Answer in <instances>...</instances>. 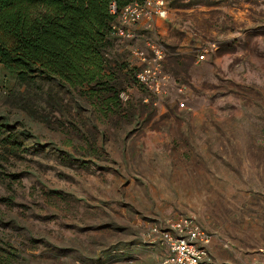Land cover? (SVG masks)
I'll return each mask as SVG.
<instances>
[{
  "label": "rangeland",
  "instance_id": "obj_1",
  "mask_svg": "<svg viewBox=\"0 0 264 264\" xmlns=\"http://www.w3.org/2000/svg\"><path fill=\"white\" fill-rule=\"evenodd\" d=\"M167 4L168 17L134 27L119 53L139 67L122 43L150 55L158 39L166 95L131 81L133 104L101 116L85 96L51 84L84 137L41 100L21 107L13 92L24 87L0 68V122L21 143L0 184L13 201L0 209L32 264H157L165 249L147 243L149 229L180 215L208 231L217 264H264V0Z\"/></svg>",
  "mask_w": 264,
  "mask_h": 264
},
{
  "label": "trees",
  "instance_id": "obj_2",
  "mask_svg": "<svg viewBox=\"0 0 264 264\" xmlns=\"http://www.w3.org/2000/svg\"><path fill=\"white\" fill-rule=\"evenodd\" d=\"M112 1L121 9L135 0H0V68L10 71L24 87L13 92L21 107L41 100L59 125L80 135L87 133L62 104L60 89L52 83L85 96L101 116L117 114L123 105L133 104L132 99L122 101L119 93L127 85L143 86L136 80L139 67L119 54L123 39L111 31L117 18L110 11ZM128 44L122 43L123 49L131 53ZM86 140L89 151H95V142ZM19 149L12 126L0 122V184L12 175L8 161ZM7 200L11 204L13 198L0 194V202ZM8 225L14 228L16 223L5 220L0 209V264H32L28 249L10 241Z\"/></svg>",
  "mask_w": 264,
  "mask_h": 264
},
{
  "label": "built area",
  "instance_id": "obj_3",
  "mask_svg": "<svg viewBox=\"0 0 264 264\" xmlns=\"http://www.w3.org/2000/svg\"><path fill=\"white\" fill-rule=\"evenodd\" d=\"M110 11L117 14L111 26L112 34L124 40L133 38L134 27L143 20L151 27L156 19L164 20L169 15L167 0H135L121 9L112 1ZM148 49L150 55L143 49L132 48V53L140 60L136 80L152 95L162 97L168 93L170 84V76L163 68L165 49L158 39L149 41ZM208 52V47L202 48L197 60L205 59ZM132 94L133 86L127 85L119 97L122 101H129ZM147 241L165 249L157 264H217L210 251L211 235L191 215H180L164 223L153 224Z\"/></svg>",
  "mask_w": 264,
  "mask_h": 264
},
{
  "label": "crops",
  "instance_id": "obj_4",
  "mask_svg": "<svg viewBox=\"0 0 264 264\" xmlns=\"http://www.w3.org/2000/svg\"><path fill=\"white\" fill-rule=\"evenodd\" d=\"M154 22H157V19ZM146 24H147V22L145 20H143L138 26H142V27L145 26L146 27Z\"/></svg>",
  "mask_w": 264,
  "mask_h": 264
}]
</instances>
